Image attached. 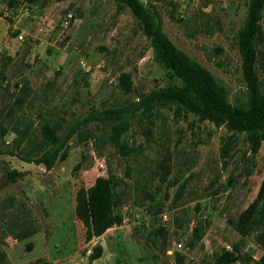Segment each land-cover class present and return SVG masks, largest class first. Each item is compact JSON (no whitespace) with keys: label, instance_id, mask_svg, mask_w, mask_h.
Returning <instances> with one entry per match:
<instances>
[{"label":"rangeland","instance_id":"rangeland-1","mask_svg":"<svg viewBox=\"0 0 264 264\" xmlns=\"http://www.w3.org/2000/svg\"><path fill=\"white\" fill-rule=\"evenodd\" d=\"M139 1L231 104L248 100L238 44L248 0ZM257 71L264 90V59ZM179 84L115 0H0V264H261L264 197L238 226L264 178V141L254 152L242 132L224 159V125L177 116L167 101L137 107ZM94 110L100 115L80 124L50 169L19 157L38 150L43 122L68 125ZM112 175L121 179L123 221L87 239L77 190ZM97 245L102 253L90 260ZM225 251L237 258L221 261Z\"/></svg>","mask_w":264,"mask_h":264},{"label":"trees","instance_id":"trees-1","mask_svg":"<svg viewBox=\"0 0 264 264\" xmlns=\"http://www.w3.org/2000/svg\"><path fill=\"white\" fill-rule=\"evenodd\" d=\"M35 1V0H33ZM129 7L136 17L142 32L150 39L153 58L161 63L171 78L180 80V84L170 88H157L143 95L137 107H142L159 101L171 102L174 105L175 115L183 112L191 113L200 121H210L216 126L224 125L230 132L222 140L221 157H230L231 150L238 141V134L246 132L251 142L252 150L257 151L264 141V90L262 80L257 71V63H263L264 31L261 25V11L264 0H248L247 16L244 26L239 31V48L242 52V69L248 88V100L245 103L233 105L221 92L211 72L197 64L187 54L178 49L162 29L160 20L139 0H115ZM119 86L124 92L131 90V80L127 72L119 75ZM117 110H106L111 115ZM100 115L91 111L86 118L66 124L65 119L54 123L43 122L40 126L41 140L34 155H20L13 151H6L11 155H18L21 159L43 164L50 169L57 160H62L67 154L66 142L77 131L80 124L93 120ZM3 151L0 148V153ZM121 179L115 175L98 176L89 187H80L76 193L75 215L85 227L87 239L103 234L114 225L123 221V215L116 209L122 203V195L118 190ZM264 197V178L260 190L254 201L246 208L239 222V230L252 222L261 198ZM24 236L32 230L22 229ZM102 253L101 245L94 248L90 260L98 258ZM237 255L225 251L221 261L229 263ZM264 264V252L260 259ZM181 264L180 259H176Z\"/></svg>","mask_w":264,"mask_h":264},{"label":"built area","instance_id":"built-area-1","mask_svg":"<svg viewBox=\"0 0 264 264\" xmlns=\"http://www.w3.org/2000/svg\"><path fill=\"white\" fill-rule=\"evenodd\" d=\"M72 17H73V15L71 13H68L63 20V25L67 26L70 23V21L72 20Z\"/></svg>","mask_w":264,"mask_h":264}]
</instances>
